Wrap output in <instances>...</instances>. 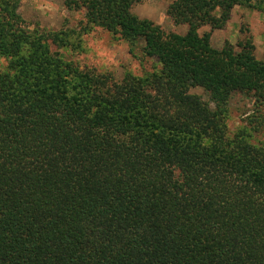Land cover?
<instances>
[{
	"label": "trees",
	"instance_id": "trees-1",
	"mask_svg": "<svg viewBox=\"0 0 264 264\" xmlns=\"http://www.w3.org/2000/svg\"><path fill=\"white\" fill-rule=\"evenodd\" d=\"M64 1L159 70L81 69L60 52L72 32L30 31L0 0V264H264V146L225 124L235 95L264 105V60L198 34L264 0H174L184 35L133 15L139 0Z\"/></svg>",
	"mask_w": 264,
	"mask_h": 264
},
{
	"label": "rangeland",
	"instance_id": "rangeland-1",
	"mask_svg": "<svg viewBox=\"0 0 264 264\" xmlns=\"http://www.w3.org/2000/svg\"><path fill=\"white\" fill-rule=\"evenodd\" d=\"M132 7V14L142 20H149L166 32L179 35L186 33V27L175 26L166 16L169 4L174 0H139ZM17 12L23 26L30 31L72 32L70 38L77 51H60L67 61L77 64L81 69L93 68L99 73H110L120 80L126 73L135 77H145L159 70L158 64L143 56L141 45L130 47L112 34L99 28L84 33V11L68 10L64 0H18ZM209 33L212 48L219 50L226 43L236 45L250 39L254 45V55L264 60V13L252 9L235 7L228 22L221 30H212L209 26L198 30L200 36ZM7 62L0 58V71ZM203 102L214 105L209 96L200 88L190 90ZM225 124L229 136L245 131L251 137L249 142L264 146V105L257 106L253 99L235 95L228 103Z\"/></svg>",
	"mask_w": 264,
	"mask_h": 264
}]
</instances>
